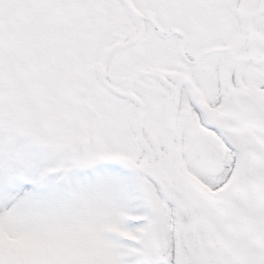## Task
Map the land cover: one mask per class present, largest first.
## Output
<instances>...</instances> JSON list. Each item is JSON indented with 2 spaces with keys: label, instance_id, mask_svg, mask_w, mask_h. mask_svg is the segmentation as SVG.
Returning a JSON list of instances; mask_svg holds the SVG:
<instances>
[{
  "label": "snow or ice",
  "instance_id": "1",
  "mask_svg": "<svg viewBox=\"0 0 264 264\" xmlns=\"http://www.w3.org/2000/svg\"><path fill=\"white\" fill-rule=\"evenodd\" d=\"M264 264V0H0V264Z\"/></svg>",
  "mask_w": 264,
  "mask_h": 264
},
{
  "label": "clouds",
  "instance_id": "2",
  "mask_svg": "<svg viewBox=\"0 0 264 264\" xmlns=\"http://www.w3.org/2000/svg\"><path fill=\"white\" fill-rule=\"evenodd\" d=\"M84 255L85 258L92 261L93 264H107L108 261L105 250L99 245H89Z\"/></svg>",
  "mask_w": 264,
  "mask_h": 264
}]
</instances>
